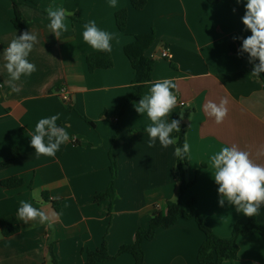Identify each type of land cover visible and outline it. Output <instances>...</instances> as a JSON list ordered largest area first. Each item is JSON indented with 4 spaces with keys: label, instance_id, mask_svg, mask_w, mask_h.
<instances>
[{
    "label": "crops",
    "instance_id": "obj_1",
    "mask_svg": "<svg viewBox=\"0 0 264 264\" xmlns=\"http://www.w3.org/2000/svg\"><path fill=\"white\" fill-rule=\"evenodd\" d=\"M24 29L14 26L11 0H0V221L16 216L25 200L58 215L52 227L39 221L21 220L20 232L5 238L0 228V264H85L86 252L107 242L116 256L120 247L132 244L139 228L146 227L156 212L166 213L169 202L194 208L204 224L218 237H231L238 222L248 217L225 201L218 203V185L208 167L212 155L223 146L237 145L253 160L264 146V82L250 76L249 56L238 54L242 38L251 35L242 23L246 0H147L135 10L130 0H16ZM63 7L68 31L60 39L51 33L46 9ZM127 10L125 32H120L115 15ZM94 20L98 28L113 35V66L89 72L87 57L96 51L84 42V25ZM38 35L28 60L36 65L30 76L16 82L21 91L8 87L3 51L24 32ZM155 34L146 55L155 62L151 82L171 79L184 107L176 106L166 119L180 120L190 146L184 178L192 185L181 196V179L174 155L156 141L148 146L147 114L135 109L139 101L120 108L133 93L134 70L124 53L136 36ZM235 38V39H234ZM167 50L168 58H162ZM264 80V73L261 74ZM151 83L143 89L149 94ZM66 89L70 100L59 93ZM226 98L228 114L216 124L204 111L209 101ZM190 105V107H189ZM180 114H183L181 118ZM59 115L69 141L54 157L36 156L30 136L42 118ZM175 131L172 136L175 135ZM47 141V137H45ZM18 155L13 162L12 152ZM115 174L112 173V163ZM18 177L24 184L7 188L3 182ZM113 186L112 202L97 197ZM58 197V199H50ZM264 226V205L256 215ZM204 234L194 220L180 219L169 229H160L152 241H145V264H198ZM102 264H134L123 254ZM224 264H264V240L259 235L238 240V256Z\"/></svg>",
    "mask_w": 264,
    "mask_h": 264
},
{
    "label": "clouds",
    "instance_id": "obj_2",
    "mask_svg": "<svg viewBox=\"0 0 264 264\" xmlns=\"http://www.w3.org/2000/svg\"><path fill=\"white\" fill-rule=\"evenodd\" d=\"M236 2L240 3L241 0ZM109 7L116 8L117 0H109ZM46 12L50 20L48 27L51 33L60 39L61 33L68 31L66 16L73 13L67 12L63 7H49ZM242 23L250 30L251 35L242 38L238 54L247 53L249 63L259 61L254 64L250 73L251 77L258 79L264 73V0H246ZM82 37L84 42L96 51L110 53L112 50L113 35L98 28L94 20L84 25ZM38 42L36 33L26 31L14 37L3 51V59L6 61L4 68L9 75L7 84L14 93L21 91L16 82L20 81L22 76H30L37 70L36 65L31 63L28 57ZM144 83H151L149 94L142 96L134 106L141 115L146 113L151 121L145 128L149 137L148 146L154 147L158 140L161 147L168 148L178 140L172 133L180 131V120L172 119L169 122L166 119L177 106V96L173 91L177 86L171 79ZM227 103L226 98H221L219 104L209 100L204 105V111L209 117L214 118L216 124H221L228 114ZM180 116L182 118L183 114ZM58 119L59 115H53L40 119L36 124L35 132L30 136V146L34 148L36 156L54 157L60 146L69 141V133L65 126L57 124ZM189 151L190 146L185 141L182 147L175 148L174 155L183 160L188 158ZM256 156L257 158L264 156V146L257 150ZM210 161L208 167L213 169L211 174L218 185L219 205L223 207L227 201L238 213L246 217L257 215L260 207L264 205V164L257 163L250 152L241 150L235 144L223 146L211 156ZM57 215L55 211L46 212L25 200L20 201L17 211L18 220L26 224L29 221H39L42 224L46 223L49 228L52 227V221Z\"/></svg>",
    "mask_w": 264,
    "mask_h": 264
},
{
    "label": "trees",
    "instance_id": "obj_3",
    "mask_svg": "<svg viewBox=\"0 0 264 264\" xmlns=\"http://www.w3.org/2000/svg\"><path fill=\"white\" fill-rule=\"evenodd\" d=\"M14 8V26L17 30H23V19L19 11V3L16 0H11ZM131 6L135 10H142L147 4V0H130ZM209 4H216L219 0H207ZM116 24L120 32H125L127 29L128 12L121 10L116 13ZM155 40L154 32L149 35L136 36L134 41L125 46L124 53L128 58L133 70V93L124 98L120 108L124 110L131 102L139 101L143 96V89L147 84L145 81L151 82L152 72L155 62L146 55L147 50L153 45ZM89 72L93 73L96 70H106L113 66V60L108 52L96 53L89 55L86 60ZM259 63L258 60L251 63L250 68L253 70L254 64ZM264 82L262 76L259 77ZM178 138L176 147H182L185 142V131L181 129L173 136ZM18 152L13 151L11 159L7 164H10L17 157ZM188 164V158L180 160L177 158V169L181 179L180 195L182 196L186 190L192 185L187 183L184 178L185 169ZM112 173L115 174V164L112 163ZM3 186L7 188H18L24 184V181L18 177H12L4 181ZM107 199L112 202L115 198V190L113 186L109 188L107 193L97 197L96 200L102 201ZM195 200H191L185 206L181 202H169L167 204L166 213L156 212L146 227L139 228L135 234V241L132 244H126L120 247L116 256H111L108 252L107 242L104 241L102 246L96 251L86 252L85 264H102L123 255L129 254L134 260V264H145V252L142 244L145 241H152L160 229H169L174 226L180 219L194 220L199 229L204 234V242L198 251V264H224L228 261L236 260L238 256V240L241 237H249L259 235L264 240V226L257 221L256 215L248 217V221L238 222L232 231L231 237L222 239L218 237L210 228H208L200 215L194 208ZM0 228L5 238L15 236L20 232V223L16 216H9L0 221ZM54 264H57L54 255L52 254Z\"/></svg>",
    "mask_w": 264,
    "mask_h": 264
},
{
    "label": "built area",
    "instance_id": "obj_4",
    "mask_svg": "<svg viewBox=\"0 0 264 264\" xmlns=\"http://www.w3.org/2000/svg\"><path fill=\"white\" fill-rule=\"evenodd\" d=\"M161 57L162 58H168L169 57L168 51L167 50L162 51ZM59 95L64 101H69L70 100L69 93H68V91L66 89H62L60 91ZM185 105H186V103L183 102V101H180L178 99V97H177V106L184 107Z\"/></svg>",
    "mask_w": 264,
    "mask_h": 264
}]
</instances>
